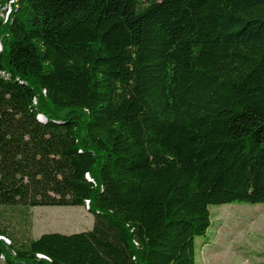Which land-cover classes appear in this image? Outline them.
<instances>
[{"label": "trees", "instance_id": "1", "mask_svg": "<svg viewBox=\"0 0 264 264\" xmlns=\"http://www.w3.org/2000/svg\"><path fill=\"white\" fill-rule=\"evenodd\" d=\"M241 202L264 203V0H0V264H195ZM38 206L92 226L33 237Z\"/></svg>", "mask_w": 264, "mask_h": 264}, {"label": "rangeland", "instance_id": "2", "mask_svg": "<svg viewBox=\"0 0 264 264\" xmlns=\"http://www.w3.org/2000/svg\"><path fill=\"white\" fill-rule=\"evenodd\" d=\"M209 210L211 225L195 239V264H264V203H225ZM29 213L33 237L85 231L93 222L84 206H38Z\"/></svg>", "mask_w": 264, "mask_h": 264}]
</instances>
